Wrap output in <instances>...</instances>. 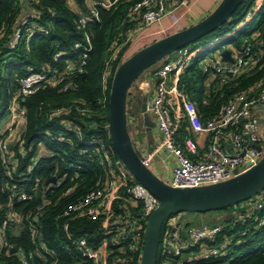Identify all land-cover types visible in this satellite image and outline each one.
<instances>
[{"label": "trees", "instance_id": "trees-1", "mask_svg": "<svg viewBox=\"0 0 264 264\" xmlns=\"http://www.w3.org/2000/svg\"><path fill=\"white\" fill-rule=\"evenodd\" d=\"M75 2L80 8L84 5V0ZM27 5L32 13H39L37 19L26 13L22 0H0V118L7 112L8 104L18 89V78L28 73V67L37 71L48 68L62 71L67 62H72L76 68L64 81L68 83L67 89L42 86L34 93L18 99L24 109L26 125L21 135L20 148L16 146L12 149L15 167L10 169L9 174L4 173L0 156V226L4 228L5 237V244L0 245V264H90L67 239L63 228L65 223L67 231L73 237H84L94 249L99 248L103 240L107 239L108 248L112 250L108 255L109 262L121 258L125 259V264H138L139 252L129 253L126 246L123 251H117L119 245L114 241L116 233L111 225L109 229L105 227V215L70 221L61 215L70 202L80 200L89 190L104 183V175L96 158L92 154L79 153L85 146L84 142L92 137L103 136L113 155L117 156L107 135L108 95L113 73L123 61L122 55L127 46L120 49L113 61L104 92L107 99L103 107L100 80L104 61L109 57L112 47L122 42L124 33L133 27L127 18L129 3L119 2L109 9L101 8L99 21L84 29L78 28V11L63 0H27ZM254 5L255 0H243L219 28L188 45L194 46L203 39L211 42L223 37L216 42L213 50L225 46L236 53H244L245 45L251 44L243 72L218 90H214L212 86L206 90L205 83L209 73L204 71L200 61L207 50L199 52L178 75L179 86L194 102L203 120L216 116L228 96L236 92L251 96L264 88V0L254 15L244 22ZM24 14H28L31 20L40 25L49 26V31L47 34L34 33L10 47L9 40L18 20ZM85 32L89 36L91 47L85 52V57H82L83 49L74 48V44L85 42ZM56 53H60V56L54 59ZM53 108L68 109L67 114L58 118L72 120L79 125L81 139H74L75 150L69 151L66 144H59L46 137L47 132L62 130L47 117ZM90 123H95V127L92 128ZM40 142L51 154H45L37 160L28 180L18 182L17 179L21 178L20 175L31 164ZM70 163L72 167L68 166ZM50 174L62 178V183L46 190L45 197L42 198V194L35 193L33 187L48 180ZM71 185L75 187L66 193ZM20 189L28 194L25 200L11 196L15 190ZM38 192H41L40 189ZM120 202H113L107 220L113 215L122 214L118 206ZM43 203L45 205L39 209ZM229 207L220 210L233 209ZM263 211L264 209L258 210L244 223L235 221L231 215L227 216L222 233L232 238L229 253L218 259L197 261L195 264H264V224L255 226L256 219ZM9 212L21 217L18 226H13L7 220ZM36 213L39 216L34 219ZM34 232L39 234L42 248L39 247ZM241 232H245L244 235L240 236ZM20 250L24 253V258L21 257ZM156 264H161L158 253Z\"/></svg>", "mask_w": 264, "mask_h": 264}, {"label": "built area", "instance_id": "built-area-1", "mask_svg": "<svg viewBox=\"0 0 264 264\" xmlns=\"http://www.w3.org/2000/svg\"><path fill=\"white\" fill-rule=\"evenodd\" d=\"M63 1L78 11V28L83 29L99 21L101 8L109 9L119 2L129 3L127 18L132 22L133 27L124 33L122 42L112 47L109 57L104 61L100 80L103 91L102 107L105 106L107 99L104 92L108 86L112 64L120 49L127 46L122 55V59L126 58L132 50L137 49L138 40L134 39L138 38L144 29L188 2V0H84V5L80 8L75 0ZM262 1L255 0L254 8L247 14V18L254 15ZM30 12L31 18L39 17V13ZM31 18L28 14H24L18 20V25L9 40L10 47L22 39H28L34 33H48L49 26L40 25ZM218 40L208 42L200 49L192 50L193 46L180 48L162 60L153 72V88L146 111L155 124L154 129L158 132L159 140L147 155L140 157L149 168L153 162L160 159V165L165 167L167 173L160 177L152 171L172 187H197L230 179L255 165L264 154V133L261 132L258 119L252 112L255 107H264V88L251 96L244 92H236L228 96L221 104L216 116L203 120L194 102L187 97L184 89L178 84V75L190 61L204 49H212ZM84 41L74 44V48L83 49L82 57H85V52L91 47L86 32ZM250 49L251 44L247 43L245 52L237 53L232 61L212 58L208 63H201L204 71L214 78L215 83L212 84L214 90H218L220 86L227 84L243 72L247 63L246 54L250 52ZM59 56L60 53H56L54 59ZM75 68L72 62H67L62 71L51 68L37 71L33 67H28V73L18 78V89L7 108L8 122L4 131L0 132V156L5 168L4 173L9 174L10 169L15 167L12 149L16 146L20 148L21 135L26 125L24 109L18 103L19 97L32 94L42 86L67 89L68 83L64 81ZM67 110L53 108L48 112V119L53 120L62 130L47 132L46 137L59 144H66L68 150L72 151L75 150L74 139H81V129L72 120L58 118L67 114ZM12 131L17 132L13 142L10 139ZM251 143L259 146L260 150ZM84 144L79 153L92 154L96 158L104 175V183L89 190L80 200L70 202L61 215L68 221L81 217L94 219L105 215L107 217L104 222L105 227L109 229L111 225L116 233L114 241L116 245H119L117 251H123L126 246L129 253L139 252L140 259L145 223L159 200L134 179L123 162L113 155L103 136L92 137ZM45 154H51V151L47 150L43 143H38L31 164L20 175L21 178L17 179L18 182L29 179L35 163ZM68 166L72 167V163ZM52 177L54 180H49ZM49 179L48 182L44 180L41 181L40 186L37 183L33 187V191L42 194V198L45 197L46 190L58 187L62 183V178L56 177L55 174H50ZM74 187L75 185H71L66 193L71 192L70 190ZM39 189L41 192H38ZM11 196L18 200H25L28 194L20 189L15 190ZM251 199L245 211L231 214L235 221L244 223L258 210L264 209V190ZM115 200L121 201L118 206L122 214L113 215L107 220ZM45 204L39 206V209H42ZM38 216L39 214L36 213L33 217L36 219ZM7 220L12 222L13 226H18L21 217L9 212ZM256 222L255 226L264 224V211ZM224 226V219L215 224L202 223L190 226L189 221L181 213L170 216L163 224L158 245L160 263L195 264L197 261L226 256L230 251L232 238L222 233ZM63 228L66 230L67 239L75 246L81 257L89 260L90 264H125V259L121 258L108 261V255L112 250L108 248L107 239L103 240L99 248L94 249L84 237H73L67 231V223L63 225ZM181 230L184 231L185 237L180 235ZM244 233L241 232L239 235ZM34 235L38 238L39 247L42 248L39 234L34 232ZM1 244H5L3 226H0ZM19 253L24 258L21 250Z\"/></svg>", "mask_w": 264, "mask_h": 264}, {"label": "water", "instance_id": "water-1", "mask_svg": "<svg viewBox=\"0 0 264 264\" xmlns=\"http://www.w3.org/2000/svg\"><path fill=\"white\" fill-rule=\"evenodd\" d=\"M242 1L220 0L208 15L196 23L132 51L113 73L108 95V138L117 157L134 179L159 200L145 223L139 264H156L162 227L170 216L182 212L202 213L220 210L251 199L264 190V154L255 165L230 179L197 187H172L143 162L133 145L128 129L127 95L138 76L146 68L164 60L174 51L196 42L219 28L231 17ZM22 5L26 13H29L27 0H22ZM218 49L219 47L216 48ZM219 58L221 61H232L231 50L224 47L219 52ZM146 107L147 102L143 101L140 104L143 125L151 128L155 124ZM255 147L260 150L259 146ZM49 180L53 181L54 178ZM180 235L186 236L183 230L180 231Z\"/></svg>", "mask_w": 264, "mask_h": 264}, {"label": "crops", "instance_id": "crops-1", "mask_svg": "<svg viewBox=\"0 0 264 264\" xmlns=\"http://www.w3.org/2000/svg\"><path fill=\"white\" fill-rule=\"evenodd\" d=\"M219 1L220 0H211V2L208 3V6L204 7L200 4V0H188V2L185 5H182L172 10L171 12L167 13L164 17H162L158 22L144 29L138 35V38L141 35L140 38L139 39L135 38L134 40H138L137 45L145 42H146L145 44H147L162 36L171 34L184 27L192 25L197 21L201 20L202 18H204L207 15V12L212 10ZM250 18H247L246 15L244 22L248 21ZM242 24L243 23H241V25ZM218 41H220V38ZM207 49L209 48L204 49L202 52H205ZM209 50H213V48ZM231 54L232 57H235L237 55V53L232 50H231ZM212 58L220 59L219 54L218 56H213ZM213 80H214L213 76L209 74L207 76L205 83L206 90L207 89L209 90L212 84L215 83L213 82ZM153 82H154L153 77L141 78L139 80H135L134 83L131 85L127 95V113L129 114V118L127 116V119L131 125V129L129 128L128 129L133 145L142 158L145 155H147V153L156 145V143L159 140L158 132L157 130L154 129V127L147 128L143 125L142 114L140 112V104L143 101L148 102L150 99V95L152 93V88H153ZM252 112L253 115L258 119L261 132L264 133V107H255L252 110ZM16 136H17L16 131H12L10 133V139L12 142L15 140ZM150 168L160 177H163V174L167 173L165 167L160 165V159H157L155 162H153V164L150 165ZM248 205L249 204L243 206H237L230 210L209 211V213L219 212V211H223L225 213L224 217L220 216L221 218L217 219L216 221L217 223V222H221L227 216H230L235 212H240L247 209ZM195 215L199 216L202 215V213H195Z\"/></svg>", "mask_w": 264, "mask_h": 264}, {"label": "rangeland", "instance_id": "rangeland-1", "mask_svg": "<svg viewBox=\"0 0 264 264\" xmlns=\"http://www.w3.org/2000/svg\"><path fill=\"white\" fill-rule=\"evenodd\" d=\"M211 2V0H200V4L204 7L208 6V3ZM219 3V2H218ZM217 3V4H218ZM217 4L214 6V8L217 6ZM213 8V9H214ZM254 8V6H253ZM252 8V9H253ZM212 9V10H213ZM208 11L207 12V15L212 11ZM171 17V16H170ZM217 40V39H216ZM215 41V40H214ZM212 42V41H211ZM146 43V42H145ZM145 43H141L138 45L137 49H139L140 47L143 46V44L145 45ZM207 40L206 39H203V40H200V43L198 44H195L191 49H196V48H201L203 46H205L207 44ZM225 46H222L220 47L218 50H208L207 49V52L206 54L203 56L202 60L200 61V64L202 62L204 63H208L212 60V57L213 56H218L219 52L221 51V49H223ZM136 49V50H137ZM131 55V54H130ZM129 55V56H130ZM171 55V54H170ZM169 55V56H170ZM168 57V56H167ZM166 57V58H167ZM191 62V61H190ZM161 64V61L160 62H157L155 64H153L152 66L146 68L141 75L138 76V78L136 80H139L141 78H150L153 76V72L154 70ZM202 65V64H201ZM127 116L129 118V114L127 113ZM8 122V117H7V112L4 113V115L0 118V132L5 128V125L6 123ZM90 126L92 128L95 127V123H90ZM128 128L131 129V125H130V122L128 121ZM252 199H248V200H245V201H241L233 206H230L229 208H235L237 206H243V205H247L251 202ZM235 211V210H234ZM184 215V218L187 219L189 221V224L190 226H197L199 224H202V223H209V224H215L217 219H220L221 217H224L225 216V213L223 211H219V212H213V213H209V212H202V215H199V216H196L195 213L193 212H187V213H184L182 214ZM221 216V217H220ZM219 217V218H218ZM184 257V256H183ZM139 264V262H138Z\"/></svg>", "mask_w": 264, "mask_h": 264}]
</instances>
